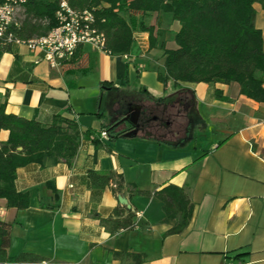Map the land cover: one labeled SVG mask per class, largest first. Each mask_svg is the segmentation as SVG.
Returning a JSON list of instances; mask_svg holds the SVG:
<instances>
[{
	"label": "crops",
	"instance_id": "0c3cea01",
	"mask_svg": "<svg viewBox=\"0 0 264 264\" xmlns=\"http://www.w3.org/2000/svg\"><path fill=\"white\" fill-rule=\"evenodd\" d=\"M253 9L264 46V7ZM123 18L133 26L126 59L84 45L52 68L41 50L0 48L5 114L44 126L65 116L81 133L71 164L44 155L16 170L14 188L29 206L9 209L0 199L7 256L34 254L46 264H134L132 255L142 257L138 264H264V103L240 95L236 83L160 82L158 44L168 49L179 24L164 13ZM140 24L155 28L152 49ZM127 105L141 110L139 131L108 132ZM102 130L109 140L94 138ZM7 140L0 130V145ZM89 172L119 175L122 187L94 189ZM168 185L183 188L192 204L177 235H166L171 225L153 196ZM115 210L134 215L132 229L114 232L103 222Z\"/></svg>",
	"mask_w": 264,
	"mask_h": 264
},
{
	"label": "trees",
	"instance_id": "16d2710c",
	"mask_svg": "<svg viewBox=\"0 0 264 264\" xmlns=\"http://www.w3.org/2000/svg\"><path fill=\"white\" fill-rule=\"evenodd\" d=\"M60 1L74 10H94L98 28L105 35V49L111 55L124 56L132 45L133 26L126 22L123 14H169L179 24V30L173 38L175 49H165L162 41L158 44L163 51V73L157 76L160 82L236 83L240 95L264 103V46L261 32L254 26L253 9L254 4L264 7V0H27L26 16L16 32L17 37L28 40L45 35L55 25L54 14ZM44 21L46 24L42 23ZM139 28L148 33L152 49L156 43L155 28L142 24ZM217 96L220 97L219 93ZM0 130L8 131L7 142L0 145V199L9 209L23 210L29 206V198L14 188L16 170L40 163L44 155L71 164L81 133L77 123L65 116L56 115L44 126L34 120L5 114L3 105H0ZM113 131L114 128L108 130ZM88 180L94 189L114 184V194L123 184L119 175L93 172L88 173ZM153 196L162 204L163 222L171 225L166 235L182 233L192 216V204L185 190L168 185ZM122 214L123 211L115 210L114 217L103 222L109 223L114 232L132 229L134 215L130 211L124 217ZM0 241V264L43 262L39 256L29 253L9 258L6 252L9 227L2 222ZM132 258L134 264L142 261L139 255Z\"/></svg>",
	"mask_w": 264,
	"mask_h": 264
},
{
	"label": "built area",
	"instance_id": "2783aa9c",
	"mask_svg": "<svg viewBox=\"0 0 264 264\" xmlns=\"http://www.w3.org/2000/svg\"><path fill=\"white\" fill-rule=\"evenodd\" d=\"M26 2L27 0H0L1 49L22 44L31 50H41L52 68L70 61L80 46L87 45L108 53L105 49V35L98 28L94 10H74L64 1H60L54 14L55 25L45 35L28 40L19 39L16 32L25 19ZM123 57L127 58L126 55ZM94 138L98 141L110 139L106 130H102Z\"/></svg>",
	"mask_w": 264,
	"mask_h": 264
},
{
	"label": "water",
	"instance_id": "95a60500",
	"mask_svg": "<svg viewBox=\"0 0 264 264\" xmlns=\"http://www.w3.org/2000/svg\"><path fill=\"white\" fill-rule=\"evenodd\" d=\"M120 107V106H119ZM142 115L139 107H133L131 105H127L126 109L117 112V116L115 121L113 122V128L120 129V131L125 134L136 133L140 129L139 118ZM20 150V148H18ZM118 202L122 206H129L126 204L125 200L122 197L118 198Z\"/></svg>",
	"mask_w": 264,
	"mask_h": 264
},
{
	"label": "rangeland",
	"instance_id": "374dc122",
	"mask_svg": "<svg viewBox=\"0 0 264 264\" xmlns=\"http://www.w3.org/2000/svg\"><path fill=\"white\" fill-rule=\"evenodd\" d=\"M165 43H166V48L175 49V44H174L173 38L171 40H169L168 42H165Z\"/></svg>",
	"mask_w": 264,
	"mask_h": 264
}]
</instances>
